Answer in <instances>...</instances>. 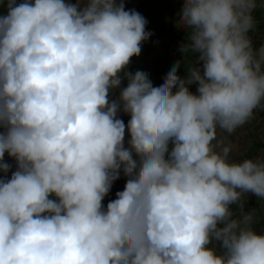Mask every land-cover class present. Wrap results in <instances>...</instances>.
I'll return each mask as SVG.
<instances>
[{
	"label": "clouds",
	"instance_id": "clouds-1",
	"mask_svg": "<svg viewBox=\"0 0 264 264\" xmlns=\"http://www.w3.org/2000/svg\"><path fill=\"white\" fill-rule=\"evenodd\" d=\"M6 3L0 264H264L242 199L264 211V151L234 158L218 137L264 109L258 0H182V58L159 86L127 71L150 33L125 0Z\"/></svg>",
	"mask_w": 264,
	"mask_h": 264
},
{
	"label": "rangeland",
	"instance_id": "rangeland-1",
	"mask_svg": "<svg viewBox=\"0 0 264 264\" xmlns=\"http://www.w3.org/2000/svg\"><path fill=\"white\" fill-rule=\"evenodd\" d=\"M21 0H17V3ZM75 2V0H71ZM182 0H125V9H134L140 13L147 21L145 31L150 33L148 39L141 43V52L139 56H134L127 71L135 73L143 71L148 74L153 86H159L163 83V78L170 68L181 60L180 46L185 42L186 33L176 27V21L179 18ZM7 12L6 0H0V15ZM256 23L264 22V6L259 3L254 11ZM195 64V57L190 60ZM178 75L183 77L185 70L183 66L178 71ZM127 81H123L121 87L126 86ZM190 90L195 92L196 86H191ZM119 89L110 91V99H117ZM118 118L127 124L130 116L123 112L118 113ZM218 137L225 141H232L238 145V151L234 153V158H239L243 154L252 156L259 155L264 151V119H261L259 113L246 123L242 128H238L235 133L228 135L225 132L218 131ZM128 136L125 138L127 146ZM5 160L13 165L15 161L5 155ZM11 173L7 175L10 176ZM4 175L0 173V176ZM126 182V177L121 174V178L113 183L112 189L105 197L103 204L115 199V194L122 191ZM245 210L256 209L257 221L255 228L257 232H264V211H261L262 202L251 193L242 197ZM235 209V206H233Z\"/></svg>",
	"mask_w": 264,
	"mask_h": 264
},
{
	"label": "crops",
	"instance_id": "crops-1",
	"mask_svg": "<svg viewBox=\"0 0 264 264\" xmlns=\"http://www.w3.org/2000/svg\"><path fill=\"white\" fill-rule=\"evenodd\" d=\"M251 37L256 47L264 43V22L256 23L255 30L251 33ZM255 113H259L261 119H264V109H257Z\"/></svg>",
	"mask_w": 264,
	"mask_h": 264
}]
</instances>
